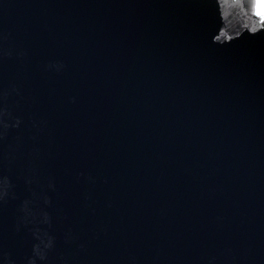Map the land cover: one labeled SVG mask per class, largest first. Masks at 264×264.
I'll use <instances>...</instances> for the list:
<instances>
[{"label":"water","instance_id":"obj_1","mask_svg":"<svg viewBox=\"0 0 264 264\" xmlns=\"http://www.w3.org/2000/svg\"><path fill=\"white\" fill-rule=\"evenodd\" d=\"M0 264H264V0H0Z\"/></svg>","mask_w":264,"mask_h":264}]
</instances>
